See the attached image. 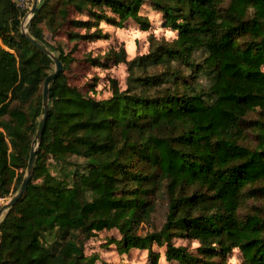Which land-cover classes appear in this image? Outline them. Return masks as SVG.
Masks as SVG:
<instances>
[{
  "label": "trees",
  "instance_id": "trees-1",
  "mask_svg": "<svg viewBox=\"0 0 264 264\" xmlns=\"http://www.w3.org/2000/svg\"><path fill=\"white\" fill-rule=\"evenodd\" d=\"M145 1L39 3L28 31L63 70L49 84L33 175L0 219V264H94L84 241L113 227L119 251L165 242L168 261L228 264L238 248L241 264H264V0H147L176 37L127 61L130 72L144 68L131 79L135 91L109 78L110 95L97 99L89 93L97 77L85 91L71 82L74 51L44 29L75 43L107 40L101 22L148 26ZM26 11L0 0V197L22 181L54 64L22 34ZM112 47L113 60L125 62ZM109 57L88 60L105 66ZM152 62L165 67L145 72ZM48 157L71 166L53 174ZM159 194L164 222L139 234ZM179 234L199 241L195 252L172 242Z\"/></svg>",
  "mask_w": 264,
  "mask_h": 264
},
{
  "label": "rangeland",
  "instance_id": "rangeland-1",
  "mask_svg": "<svg viewBox=\"0 0 264 264\" xmlns=\"http://www.w3.org/2000/svg\"><path fill=\"white\" fill-rule=\"evenodd\" d=\"M40 2L41 0H39ZM139 14L147 19L148 26L145 29H142L139 23L131 18L124 21L122 27L101 22L100 26L103 31L107 32L110 36L107 40H96L92 42L80 40L75 43L67 39L64 31L50 34L44 29V34L47 40L53 44L62 46L66 52L74 51L73 57L75 59L69 64V68L66 70L69 80L79 85L85 91L89 89L88 83L92 82L93 77H97V84L94 90H89V93L97 99H104L110 95L109 78H115L121 89L124 90L130 87V91H135V86L130 85L131 79L133 76L141 74L144 68L141 66L136 67L130 72L127 61L147 54L164 40L172 41L176 37V31L171 30L170 27L163 23L161 13L153 9L149 1L146 0L143 3ZM78 17L81 18L83 16ZM75 45L76 49H74ZM111 46H113L112 48L115 52H119L120 54L124 51L125 62H115L113 60V55L107 50ZM104 55L110 56L105 66L91 64L88 60L89 57H99L100 60H103ZM193 55L200 57L204 55V52L199 49ZM164 67L165 64L152 62V64H148L145 72H159ZM187 70L184 68V72H187ZM254 115L255 113H250L249 117H253ZM35 135L36 131L32 140ZM69 160L71 164L81 161V159L75 157H71ZM47 166L53 174L63 175V168H69L71 165L56 163L52 158L48 157ZM19 185H13L10 194L0 197V206L17 191ZM166 208V197L159 194L156 198L155 209L151 212L150 219L141 222L137 232L143 235L146 232L159 230L164 222ZM120 238L121 233L117 228L102 229L84 241V252L88 256L94 255L96 257L94 264H178L176 261L166 260L164 254L166 249L165 242H153L149 250L131 247L127 251H119L116 239ZM171 240L175 245H184L192 252H195L200 244L196 239H191L180 234L173 235ZM226 262L228 264H241L243 257L240 250L238 248L232 249L226 256Z\"/></svg>",
  "mask_w": 264,
  "mask_h": 264
},
{
  "label": "water",
  "instance_id": "water-1",
  "mask_svg": "<svg viewBox=\"0 0 264 264\" xmlns=\"http://www.w3.org/2000/svg\"><path fill=\"white\" fill-rule=\"evenodd\" d=\"M39 0H32L31 5L29 9L26 11L25 15L23 16L21 20L20 29L22 34L27 38V40L36 48H38L40 51H42L44 54L50 57V59L54 63V69L51 73H49L43 82V93H42V107L43 112L39 118V125L36 130V135L34 139L31 141L28 161L25 173L23 175L22 181L19 185V188L17 191L8 198V200L3 203L0 206V219L4 215V213L13 206L16 201L22 196L23 192L25 191L29 180L31 179L34 171V162H35V156L37 153V148L39 146V141L42 136L43 128L45 125V120L47 117L48 109H49V101H48V92H49V84L52 79H54L62 70H63V64L58 59L57 55H55L49 48L44 46L43 44L39 43L28 31V24L30 23L32 17L35 15V13L38 10Z\"/></svg>",
  "mask_w": 264,
  "mask_h": 264
},
{
  "label": "built area",
  "instance_id": "built-area-1",
  "mask_svg": "<svg viewBox=\"0 0 264 264\" xmlns=\"http://www.w3.org/2000/svg\"><path fill=\"white\" fill-rule=\"evenodd\" d=\"M16 3L20 8L28 10L31 5V0H17Z\"/></svg>",
  "mask_w": 264,
  "mask_h": 264
}]
</instances>
